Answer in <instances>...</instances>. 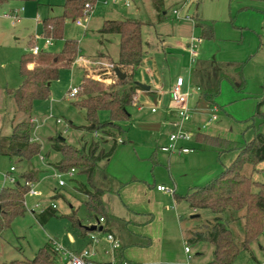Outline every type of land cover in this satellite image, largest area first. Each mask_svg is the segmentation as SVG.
<instances>
[{"label": "rangeland", "instance_id": "1", "mask_svg": "<svg viewBox=\"0 0 264 264\" xmlns=\"http://www.w3.org/2000/svg\"><path fill=\"white\" fill-rule=\"evenodd\" d=\"M167 1L168 15L162 21L159 20L152 0H144L140 9L137 8L136 1L130 0L129 5L123 7V1L119 0L118 4L109 6L113 9H109L104 4L106 7L102 8V12L94 8L88 16L83 12L78 18H66L63 37L53 39V44L48 46L42 32V20L62 14L66 0L28 2L18 0L0 6V133L2 134L10 135L13 130L16 104L6 91L8 88H18L23 81L20 74V60L23 54L31 53L28 34L36 35L30 39L32 45H38L45 50L60 51L67 39H74L79 43V54L72 66L62 69L59 78L50 83V97L35 104L34 112L38 120L35 122L34 131L43 145L42 153L33 159V164L41 170V183L36 188L39 195L28 194L25 213L15 217L10 226L0 233V264L14 259L33 258L50 241L59 250L60 263L65 262L64 257L68 252L78 253L88 249L87 238H82L81 230L73 227L71 220L63 215L70 211L65 200L56 201L59 207L58 215L50 218L45 224L37 220L33 211L39 213L41 208L46 207L48 205L46 199L53 192L68 195V201L75 207L79 206L81 200L86 197L85 193L79 190V183L88 184L87 176L79 170L73 175L69 174L70 170L67 173L59 171L66 184L62 187L58 185L60 178L55 176V163L60 160V155L52 150L50 138L62 135L67 142L77 147H89L93 141H98L101 147L106 149L113 145L110 135L98 130L100 135L95 137L94 131H88L86 128L89 124L86 110L74 104L76 100L81 99V95L73 98L68 95L72 88L80 85L85 72L89 75L92 71H99L106 64H113V61L118 60L119 34L100 31L106 19L136 18L147 23L142 28L146 63L137 67L134 73L135 82L141 87L151 86L155 91L156 85H159V88L168 90L171 81L176 80L179 74L188 76L195 64L191 62L188 46L192 40H195L197 45V59L243 63L245 85L237 89L230 81L223 80L221 91L215 96L214 103L201 102L200 108L205 112L201 120L206 121L207 127L203 131L207 134L240 142L253 137V125L259 126L262 121L261 117L256 116L257 109L260 107L264 111V0H238L232 4L230 0H181L173 7L174 9L184 5L180 9L183 16L181 21L171 17L173 9L171 10L169 6L175 1ZM238 2L254 5V8L239 11L241 4ZM22 7L24 10L21 13L14 11ZM77 19L83 21L82 26L77 24ZM198 19L207 20L213 25L212 39L199 38V30L195 28V21ZM80 57H84L88 65L77 62ZM115 88L121 91L124 87L117 85ZM142 99L149 106L143 107L140 96L138 93L135 95L129 110L143 108L134 114L133 120L121 122L126 132L120 136L125 143H117L116 151L109 162L106 161L105 166L119 180L126 182L137 177L154 183V178L160 179L169 172L168 155L158 153V159L162 164H156L154 153L161 145L162 138L168 137L175 128L171 124H165L163 119V106L168 97L162 102L159 94L148 92ZM152 107L157 108V112H152ZM212 115H216L218 119L210 124L208 122ZM20 116L16 121L27 117L25 114ZM107 119L108 113L102 112L101 120ZM260 129L264 131V125ZM111 131L119 134L116 128H112ZM190 145H195L198 150L184 158L174 156L176 160L171 167V172L182 183L180 189L183 192H179L182 195L186 194L189 185H203L217 177L223 171L224 165H229L232 153H235H219L215 147L198 141L194 143L191 141ZM184 159L187 160L186 163ZM13 166L17 168V171L13 172V175L17 176L16 180L29 168L27 162L17 163L16 159L0 155V190L3 186L13 185L6 178ZM244 172L255 180L264 182V162L257 168L248 164ZM105 202L116 215L127 214L126 208L117 197L106 195ZM37 203H40V207L35 208ZM164 207L163 222L155 219L152 224L153 232L162 239L157 241L155 248L162 245L163 251L160 262L155 264L183 263L187 258L184 248L189 231L204 229L216 216H221L229 225L238 242L243 240L244 221L239 218L243 211L229 209L220 215L207 209L192 212L185 200H181L176 208L175 205L165 201ZM178 214L184 217L183 222L179 221ZM196 214L199 216L192 217ZM78 216L86 225L88 213L85 206L79 208ZM191 245L193 264H207L213 256L212 244L200 241ZM252 247L258 262L264 263V232ZM88 250L93 254L92 249ZM109 252H112V249L108 243L106 253ZM254 263L256 261L244 251L234 264Z\"/></svg>", "mask_w": 264, "mask_h": 264}, {"label": "trees", "instance_id": "2", "mask_svg": "<svg viewBox=\"0 0 264 264\" xmlns=\"http://www.w3.org/2000/svg\"><path fill=\"white\" fill-rule=\"evenodd\" d=\"M12 0H0V5ZM34 1V0H19ZM98 0H66L63 13L49 16L42 21V32L46 38L57 40L63 37L66 18H78L83 14L85 6H91ZM234 1V0H233ZM159 20L163 19L165 0H153ZM146 22L136 18L106 19L100 31L102 33L119 34L120 52L114 67L119 66L127 77L116 79L114 84H106L96 80L87 72L84 73L79 87L80 100L74 104L86 110L89 124L88 131L101 130L111 136L113 145L106 149L98 141H93L89 147H77L61 135L50 138L51 148L60 155V160L55 163L58 171L67 173L71 169L79 170L87 176L88 184L79 183V190L87 195L83 204L91 217H103L106 221L105 232H112L121 242L116 251L117 263L127 260L124 251L130 246H144L150 244V239L133 233L128 229V221L117 217L106 210L103 201L104 190L98 181H106L109 177L105 167L99 163L112 156L117 147V134L111 131L118 129L122 134L126 130L121 122L131 120L130 106L140 86L135 82L134 71L145 60L144 38L142 28ZM201 28L200 39H212L214 27L210 23L199 22ZM30 47L34 45L30 42ZM79 54V43L74 39H67L60 51L43 49L37 54H23L20 60V74L23 79L16 89H7L16 104V113L25 114L27 117L16 122L10 135L0 133V155H7L16 159L17 163L27 162L29 168L19 175L14 185L3 186L0 190V233L9 227L12 220L25 213L26 196L31 184L40 181L41 170L33 164V159L43 150L42 142L34 135L35 122L33 114L37 101L46 100L51 95L50 83L60 76V71L72 66ZM197 68L192 72V79L209 103H214V98L221 91L223 80L230 81L237 89L245 85L243 63L227 62L213 63L210 60L197 59ZM33 64L32 67H29ZM124 87L121 91L116 86ZM102 112L108 113L107 120H101ZM256 116L261 117L259 126L253 125L254 135L244 142L227 139L221 136L197 132L195 138L198 142L215 147L219 153L237 152L236 157L214 179L194 187L185 195L177 194V199L185 200L189 206L196 210L207 209L220 215L227 210L243 211L239 218L244 221V237L238 242L232 229L223 221L221 216H216L213 221L206 224L204 229L189 231L188 242L196 244L205 241L212 244L213 256L209 264H234L242 252H248L252 259L258 262L252 245L258 242L264 232V182L255 180L244 172L246 165L254 168L264 162V111L258 107ZM102 139V138H101ZM104 142V140H102ZM106 142V140H105ZM65 200L67 196L54 192L49 198L50 205L39 213H35L37 220L45 224L50 218L57 216L59 207L56 201ZM51 203H54V207ZM71 220L72 226L79 228L84 233L88 229L82 224L78 210L72 208L69 213L63 214ZM237 219V218H236ZM235 219V220H236ZM117 228L119 233L114 231ZM59 250L52 242L45 244L33 258L14 259L2 264H65L58 261ZM132 262V261H130ZM137 264V263H136Z\"/></svg>", "mask_w": 264, "mask_h": 264}, {"label": "crops", "instance_id": "3", "mask_svg": "<svg viewBox=\"0 0 264 264\" xmlns=\"http://www.w3.org/2000/svg\"><path fill=\"white\" fill-rule=\"evenodd\" d=\"M14 1H18V0H12V1H9V2H14ZM118 1L119 0H98L97 3L94 5L93 9L97 8L98 12H102V8L106 7L105 5H107L109 7V6H112L114 4H118L119 3ZM120 1H123V4H124L123 7H125V6L129 5V1L130 0H120ZM133 1H136V5H137L138 9L141 8L142 3L144 2V0H133ZM174 1L175 2H173V4L171 6H169V8L171 10L181 0H174ZM237 1L238 0H234V1L230 0V3L232 4L233 2H237ZM9 2H6V3H9ZM26 2H28V1H26ZM152 2H153V0H152ZM238 3H240V2H238ZM9 4H11V3H9ZM240 4H241V6H239V11L251 10V9L254 8V5H249V4H246V3H240ZM1 5H3V4H1ZM153 5H154V3H153ZM165 8L166 9L164 11V17L160 21L166 19L167 15H168V12H167V10H168L167 9L168 8V1L167 0H165ZM109 9H113V8L109 7ZM23 10H24L23 7L21 9H14V11L16 13H21ZM104 12L108 13L107 10H104ZM17 16H18V14H17ZM171 17L175 18L173 16V13H171ZM5 18H8V17L5 16ZM179 21H181V20H179ZM199 22L209 23V21H207V20L205 21V20H202V19H198V20L195 21V28H197L199 30V33L201 34V28L197 25ZM33 36L36 37L35 34H31V33L28 34V43L29 44L31 42L30 39ZM36 42H37V38H36L35 43ZM29 47H30V45H29ZM146 59L147 58L145 56V60H144L143 64L146 63ZM198 60L206 62V59L198 58ZM210 61H212V60H210ZM212 62L215 63V64H217V63H227V62H215V61H212ZM32 66H33V64L29 65V67H32ZM197 67L198 66H197V62H196L193 65V67L190 69L189 75L188 76H184L185 80H186L185 81V88H197L196 90H194L193 97L190 100V105H191L192 110H193V118L187 125V128L192 130V131H194L195 133H197L199 131L200 132H204L203 129H205L207 127V124H206V127L203 128V125L206 123V121L201 120V118L205 115V112H204V110H202L200 108V104H201V102H204V101L208 102L203 97H201V91L199 90V87L194 83V81L192 79V72ZM134 73H135V71H134ZM178 76H183V75L179 74ZM174 82H175V79L173 81H171V85H170L168 90H163V88H161V87L159 88L158 87L159 85H156L157 87L155 88L156 89L155 91L152 90L151 86H149V87H141L139 85L140 88L138 89V92H137L138 95L140 96V99H141L142 103H143V107L144 106L145 107L149 106L147 104V102H144L143 99H142L143 95L145 93L153 92V93L159 94V96L161 98L160 100L162 102H164L165 97H168L167 102H164V106H163L164 107L163 119L165 121V124H171V126L173 128H175L174 121H175V117L176 116H175V112L171 108L173 106V103L171 101L170 89H171V87H172ZM143 107L136 108V109H134L135 111H130L131 116H132L131 120H133L134 114H137L139 112V110H141ZM153 108H155V107H152L151 110ZM215 109H217V108H215ZM152 112H154V113L157 112V108H156V111L152 110ZM20 115H22V114H20V113L17 114L16 111H15V122L13 123V125L16 122L20 121V120L16 121L17 118L21 117ZM213 116L214 115H212V117L210 118L208 123L211 124L212 122H214V121H216L218 119V118H216V119L213 120L212 119ZM37 117H38L37 114L34 112V114H33L34 122H37V120H38ZM131 120H129V121H131ZM95 131L96 130H94V133H93L94 136H95ZM34 135H35V138H37V135L35 134V131H34ZM117 136H118L117 139H119V138L123 139L120 136V134H118ZM62 137L65 138L64 136H62ZM95 137H97V136H95ZM167 140H168V137H166V136L163 137L162 141H161V145L167 143ZM196 141H197L196 138H194V140H192V143H194ZM121 143H125V140L123 139V142H121ZM190 144H191V141L182 143V145H186V146H190V147H194L195 148L194 151L189 152V153H166V152H162L160 150V146L161 145L157 147L156 152L154 153L155 154V159L157 160L156 164H162V163H160L161 160L158 159V153L161 152L163 154L168 155L167 156V163H168L169 172L166 173L160 179H158V177L154 178V183H151L149 180L139 179L137 177H134L132 180L126 181V182L122 181V180H119L115 175L111 174L108 171L107 166H105V164L107 163L106 161L109 162V160L111 159V157L113 156L114 153L112 154V156L110 158H108L106 160H103V161H101L99 163V165L101 167H105L107 169L108 174H109V177L106 179V181H101V180L98 181V185L100 187H102L103 190H104L103 201H104V205L106 207V210L109 213H111V214H113V215H115L117 217H120V218H123V219L127 220L128 221V229L130 231H132L133 233L138 234V235H142V236L150 239V244L149 245L130 246V247H128L124 251V256H125V258L127 260H130V261H132L134 263H137V264H155L157 262H160V260H161V258L163 256L162 245L160 247H158V248H155V245H156L158 240L162 241V239L159 238L153 232L152 224L154 223L155 219H157L158 221L163 222V215H164V210H165L164 202L165 201H167L168 204L175 205V208L178 207L179 204H180L181 200L177 199V194H180L179 192H183L180 189V188H182V183L178 179V177H176L174 175V173L171 172V167H172L173 161L176 160V158L174 156H179V157H183L184 158V157H187L189 154L194 153L195 151L198 150L195 145H190ZM115 151H116V149H115ZM232 155H233L232 158H230L231 162L236 157L237 152L232 153ZM183 161H185V163L187 162L186 159H184ZM160 167H162V166H160ZM14 171H17V168L15 170H11V172L6 176V178L8 180H10L13 183V185L15 184L16 177H17V176L13 175ZM40 183H41V179H40L39 182H37V185H34L35 188H38V185ZM159 184H164V185H167V186H171V187H173L175 189V192L172 194V193H169V192H165V191L159 190L157 188V185H159ZM196 186H199V185H189L188 186V190L186 191V193L190 192ZM53 194H54V192H53ZM106 195H110V197H117L119 199V201L126 208L127 214L125 216L116 215L114 213V211L111 209L110 205H108L105 202V196ZM65 196H67V198H68V195L65 194ZM50 197L51 196H49V198ZM49 198L46 199V201L48 200V205H50ZM86 198H87V195H86L85 199ZM85 199L81 200L80 205L77 206V207H75L74 204H72V202H70V201L67 202L66 201L67 204H68V209L71 210L72 208H76L77 210H79V208L81 206H85L83 204ZM189 208H190V210L192 212H196L197 211L196 209H193L190 206H189ZM33 212H35V211H33ZM178 218H179L180 222H183L184 217L181 214H178ZM82 224L84 226L97 225V228L94 229V230H89L88 229V231L85 232V233L83 231H80V233H81L80 236L82 238H84V239L87 238V240H88L86 248L92 249V251H94L93 254H92V258L95 261H97L99 263H102V264L116 263L117 262L116 251L114 250L112 252L106 253V250L108 248V243L104 239V236L106 234V232L104 231V227L106 225V221L105 222H99L98 217H94L93 218L88 213V222L86 223V225L83 222H82ZM114 231L119 233V231H118V229L116 227L114 228ZM91 234H95L99 238L98 242H95V241L92 240ZM187 237H189V234H188ZM186 243L190 244L188 242V239L185 242V244ZM76 252H78V251H76ZM211 259H210V261H211ZM209 262H207V264H209ZM180 264H182V263H180Z\"/></svg>", "mask_w": 264, "mask_h": 264}, {"label": "built area", "instance_id": "4", "mask_svg": "<svg viewBox=\"0 0 264 264\" xmlns=\"http://www.w3.org/2000/svg\"><path fill=\"white\" fill-rule=\"evenodd\" d=\"M184 6V5H183ZM183 6L180 7H176L173 9L172 13L173 16L177 19V20H182L183 16L181 14V10ZM93 10V6L90 5V3H87L84 9V14L85 16H88L91 14ZM7 15H11V14H7ZM187 18H190L189 16H186ZM77 24L82 26L83 25V21L81 19H77ZM46 44L47 45H52L53 44V39L52 38H46ZM189 46V51L191 54V62L194 64L197 61V52H196V43L195 40H192L190 43H188ZM43 49H41L38 45H34L33 47H31V53L33 54H37L40 51H42ZM77 62H83V64L85 63L86 65H88V61H86L84 59V57H80L77 59ZM114 65L113 64H106V66H104L102 69L100 68L99 71H92L91 72V76L93 78H95L96 80L102 81L106 84H114L116 82V79H118L115 71H114ZM91 69V68H90ZM185 77L184 76H178L177 79L175 80V82L173 83L171 89H170V95H171V101L173 103V106L171 107L172 110L175 112V121H174V125H175V131L172 132L169 136H168V140L167 143L163 144L160 146V150L162 152H166V153H189L195 150L194 147H190V146H186V145H182L183 142H188V141H192L195 138V132L188 129L187 125L188 123L192 120L193 118V110L192 107L190 105V100L193 97L194 94V90H196L197 88H185ZM79 93V87L75 86L74 88H72L69 92L68 95L70 98L76 97L77 94ZM153 111H156V108L152 109ZM217 116L214 115L213 116V120L216 119ZM206 127V124L203 125V128ZM99 131H95V136H99ZM117 141L119 143L123 142V139L119 138L117 139ZM16 168L13 166L11 168V170H15ZM55 176L59 177V186H65L66 181L64 179L61 178V173H59V171L56 169L55 170ZM75 172V169H71L69 174L73 175V173ZM157 188L159 190L165 191V192H169V193H174L175 189L171 186H167L164 184H159L157 185ZM29 195H39V191L35 188L34 184H31V188L28 192ZM25 204H27V202L25 201ZM54 207H56V205L54 203H51ZM40 207V203H37L35 205V208ZM45 208V207H44ZM44 208H41V210H44ZM99 222H105V219L103 217H101L99 219ZM91 238L93 241L98 242L99 238L95 235V234H91ZM104 239L107 243H109L112 251H114L115 249L119 248L121 246V242L118 238H116V236L112 233V232H106ZM185 254L187 256L186 260L182 263V264H193V248L190 244L186 243L185 244ZM65 258V264H102L99 263L97 261H95L92 258V253H90V251L87 250H83L81 252L78 253H72V252H68L66 254ZM112 264H136L134 262H130V261H125L122 263H112ZM254 264H264L263 262H256Z\"/></svg>", "mask_w": 264, "mask_h": 264}, {"label": "water", "instance_id": "5", "mask_svg": "<svg viewBox=\"0 0 264 264\" xmlns=\"http://www.w3.org/2000/svg\"><path fill=\"white\" fill-rule=\"evenodd\" d=\"M114 71H115V73H116V75H117V77L119 78V79H124V78H126L127 77V73L126 72H124L119 66H116L115 68H114ZM143 87H149V86H143ZM199 216V214H196V215H193L192 217H198ZM87 229H89V230H94V229H96L97 228V225H90V226H85Z\"/></svg>", "mask_w": 264, "mask_h": 264}]
</instances>
